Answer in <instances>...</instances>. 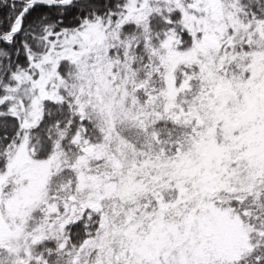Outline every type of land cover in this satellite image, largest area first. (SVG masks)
<instances>
[{
	"label": "snow or ice",
	"instance_id": "obj_1",
	"mask_svg": "<svg viewBox=\"0 0 264 264\" xmlns=\"http://www.w3.org/2000/svg\"><path fill=\"white\" fill-rule=\"evenodd\" d=\"M0 264H264V0H0Z\"/></svg>",
	"mask_w": 264,
	"mask_h": 264
}]
</instances>
